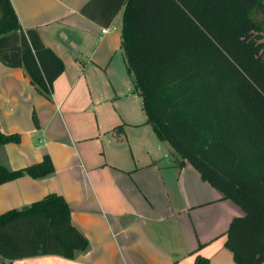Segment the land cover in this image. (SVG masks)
I'll list each match as a JSON object with an SVG mask.
<instances>
[{
	"label": "crops",
	"instance_id": "0c3cea01",
	"mask_svg": "<svg viewBox=\"0 0 264 264\" xmlns=\"http://www.w3.org/2000/svg\"><path fill=\"white\" fill-rule=\"evenodd\" d=\"M11 1L22 28L0 37V130L21 141L0 146V163L20 169L48 153L55 171L1 184L0 214L60 194L89 245L0 264H238L225 233L245 211L147 122L122 48L126 0ZM44 47L65 64L50 96L21 62Z\"/></svg>",
	"mask_w": 264,
	"mask_h": 264
},
{
	"label": "trees",
	"instance_id": "16d2710c",
	"mask_svg": "<svg viewBox=\"0 0 264 264\" xmlns=\"http://www.w3.org/2000/svg\"><path fill=\"white\" fill-rule=\"evenodd\" d=\"M121 37L128 72L156 135L190 162L245 215L233 218L225 245L238 264H264V57L249 30L264 34L263 0H126ZM22 28L11 0H0V37ZM13 49L19 50V47ZM3 53L0 50V55ZM46 96L64 72L50 47L21 52ZM36 127H40L33 114ZM0 130V146L19 143ZM55 168L48 153L20 169L0 163V185ZM57 193L0 214V257L73 258L89 240ZM196 264H209L197 255Z\"/></svg>",
	"mask_w": 264,
	"mask_h": 264
},
{
	"label": "rangeland",
	"instance_id": "374dc122",
	"mask_svg": "<svg viewBox=\"0 0 264 264\" xmlns=\"http://www.w3.org/2000/svg\"><path fill=\"white\" fill-rule=\"evenodd\" d=\"M248 37L249 39H253L254 42L256 43L254 46L255 48H260V53L264 52V34L256 29L249 30L248 32Z\"/></svg>",
	"mask_w": 264,
	"mask_h": 264
},
{
	"label": "built area",
	"instance_id": "2783aa9c",
	"mask_svg": "<svg viewBox=\"0 0 264 264\" xmlns=\"http://www.w3.org/2000/svg\"><path fill=\"white\" fill-rule=\"evenodd\" d=\"M106 31V30H105Z\"/></svg>",
	"mask_w": 264,
	"mask_h": 264
}]
</instances>
